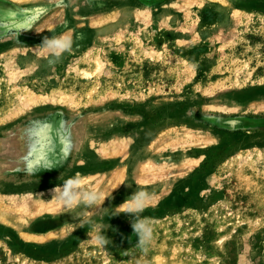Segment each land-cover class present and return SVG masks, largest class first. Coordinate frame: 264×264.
Segmentation results:
<instances>
[{
  "label": "rangeland",
  "instance_id": "374dc122",
  "mask_svg": "<svg viewBox=\"0 0 264 264\" xmlns=\"http://www.w3.org/2000/svg\"><path fill=\"white\" fill-rule=\"evenodd\" d=\"M13 197L0 264H264V0H0Z\"/></svg>",
  "mask_w": 264,
  "mask_h": 264
},
{
  "label": "bare ground",
  "instance_id": "6f19581e",
  "mask_svg": "<svg viewBox=\"0 0 264 264\" xmlns=\"http://www.w3.org/2000/svg\"><path fill=\"white\" fill-rule=\"evenodd\" d=\"M12 1H16V2H19V3H30V2H33L35 0H12ZM49 1V0H48ZM225 4V2H224ZM113 16V15H112ZM109 18V17H108ZM112 19V18H111ZM16 50V49H15ZM216 104V103H214ZM263 109V108H262ZM157 136V135H156ZM154 139V138H153ZM213 140V139H212ZM156 141V140H155ZM110 143V142H109ZM152 143V142H151ZM150 145V144H149ZM148 145V146H149ZM108 147V146H107ZM144 147V146H143ZM143 154V153H142ZM100 157L98 155H96V158L95 159H99ZM144 161V160H143ZM121 177L118 175L114 180H111L112 181V184H117V182L120 179ZM66 184L64 185H60L58 186V188L56 187H53V188H49L47 190H54V189H57V190H60L65 188L63 186H65ZM66 189V188H65ZM32 202H27L26 200L25 201H15V198L13 197L11 199V201L9 202V204H5L2 199L0 198V222L1 223H5V224H9V225H15V226H18L17 224L20 223V222H26V220L30 217L29 213H28V209L31 206ZM13 205V207H9ZM28 209H27V207ZM28 210V211H27ZM37 209L35 208L34 211H36ZM27 223V222H26ZM21 236L23 238H30L31 236L26 233V232H20Z\"/></svg>",
  "mask_w": 264,
  "mask_h": 264
}]
</instances>
